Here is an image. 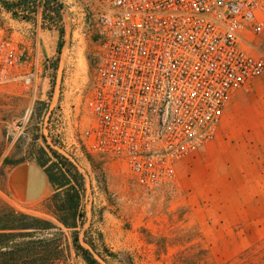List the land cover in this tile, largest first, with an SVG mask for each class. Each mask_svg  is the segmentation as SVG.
Masks as SVG:
<instances>
[{
  "label": "built area",
  "instance_id": "built-area-1",
  "mask_svg": "<svg viewBox=\"0 0 264 264\" xmlns=\"http://www.w3.org/2000/svg\"><path fill=\"white\" fill-rule=\"evenodd\" d=\"M57 1L90 44L86 106L96 121L84 143L123 161L147 190L173 187L178 162L215 137L231 96L264 74V55L252 52L264 0ZM43 2L9 11L31 24L26 32L0 24V90L19 80L38 87L49 60L32 17Z\"/></svg>",
  "mask_w": 264,
  "mask_h": 264
},
{
  "label": "rangeland",
  "instance_id": "rangeland-1",
  "mask_svg": "<svg viewBox=\"0 0 264 264\" xmlns=\"http://www.w3.org/2000/svg\"><path fill=\"white\" fill-rule=\"evenodd\" d=\"M53 1L61 19L49 21L45 2L32 17L44 25L40 50L49 60L41 65L38 87L19 80L0 90V168L7 157L36 163L33 157L48 146L74 161L86 181L81 237L92 240L108 264H264V226L250 223L258 213L243 211L241 226L225 225V212L209 194L216 188L203 184L200 165L191 167L201 149L178 162L173 187L155 191L139 186L123 161L87 149L84 137L96 121L86 106L93 89L90 44L74 34V12ZM13 17L0 0V24L21 27ZM61 29L65 37L59 52ZM9 176L6 181L0 174L1 200L64 227L53 212L55 201L48 200L53 188L45 199L27 204L10 189ZM68 264L85 262L72 248Z\"/></svg>",
  "mask_w": 264,
  "mask_h": 264
},
{
  "label": "crops",
  "instance_id": "crops-1",
  "mask_svg": "<svg viewBox=\"0 0 264 264\" xmlns=\"http://www.w3.org/2000/svg\"><path fill=\"white\" fill-rule=\"evenodd\" d=\"M13 20L21 25L14 27L17 34V30L26 32L31 26ZM252 52L264 55V33ZM191 161L192 168L201 166L203 184L216 188L209 194L225 212V225L241 226L242 212L251 210L258 214L250 223L264 226V74L231 96L215 137ZM9 185L27 204L45 199L53 188L44 169L36 163L16 166Z\"/></svg>",
  "mask_w": 264,
  "mask_h": 264
},
{
  "label": "trees",
  "instance_id": "trees-1",
  "mask_svg": "<svg viewBox=\"0 0 264 264\" xmlns=\"http://www.w3.org/2000/svg\"><path fill=\"white\" fill-rule=\"evenodd\" d=\"M27 1L4 0V5L8 11H13L16 7L26 6ZM44 2L46 11L50 13L49 21L54 23L61 19L60 8L54 1ZM14 17H18L16 12ZM64 37L65 30L61 29L59 52L63 49ZM38 154L39 156L33 157L34 161L44 169L54 189L48 200L55 201L53 212L64 227L19 211L0 199V264H68L72 248L85 264H108L97 245L87 236L81 237L85 224L81 207L86 187L84 175L74 161L51 146L41 147ZM22 162L24 161L5 158L0 174L7 181L11 167ZM65 229L70 231L72 246L67 243Z\"/></svg>",
  "mask_w": 264,
  "mask_h": 264
}]
</instances>
